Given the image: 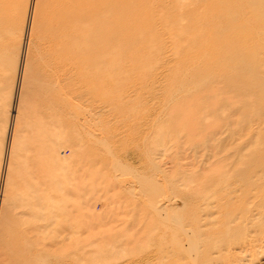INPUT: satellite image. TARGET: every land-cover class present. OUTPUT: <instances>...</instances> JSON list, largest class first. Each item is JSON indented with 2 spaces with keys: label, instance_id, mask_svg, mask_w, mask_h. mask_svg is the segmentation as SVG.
Here are the masks:
<instances>
[{
  "label": "rangeland",
  "instance_id": "1",
  "mask_svg": "<svg viewBox=\"0 0 264 264\" xmlns=\"http://www.w3.org/2000/svg\"><path fill=\"white\" fill-rule=\"evenodd\" d=\"M158 1L169 6L175 2ZM216 1L211 3L215 4ZM235 1L237 17L251 19L253 11L248 6L244 8L241 0ZM177 2L184 9L188 8L186 14L203 15V9L198 8L202 4L194 9L190 7L192 1ZM150 5L155 7V0H147V7ZM20 9L24 10V6L20 5ZM164 10L159 5L158 10L148 19L157 25L163 21L165 23L168 21L167 17L161 16ZM26 14H33L32 9H27ZM177 19L179 18L173 15L170 17L173 23ZM38 22L41 24V19ZM163 38L168 40L167 35ZM263 41L255 35L241 42L239 49L242 53L260 50L259 48L264 47ZM137 51L138 63L114 72L118 77L113 80L111 115L104 109L105 114L89 117L83 125L80 123L86 105L84 100L76 97L79 83H75L73 79L49 92L53 101L42 104L47 107L48 115L43 118L42 125L38 124L39 128L32 118L30 121L27 116L37 106L34 107L33 103L37 84H32L31 76L38 75L37 72L30 73L28 86H32L28 87V93L20 107L19 126L15 132L10 161V174L14 178L11 179L10 190L6 193L3 204L6 222L14 210L13 204L18 206L15 209L17 211L14 210L16 216L9 220L11 225L7 222L8 241L15 247L12 248L15 253L0 256V264H79L71 227L73 219L83 213H88V216L97 220L89 230L91 242L94 241L97 246L96 253L93 256L85 253L84 264H88L90 260L102 263L106 259H114L111 253H118L124 260L150 255L148 264H173L171 251L176 254L175 250L178 251L180 246L177 244L178 237L170 232L171 222L165 218L166 215H176L182 222L193 218V214L199 217L203 209V202L200 200L203 194H229L225 187L216 186L220 174L227 173L226 179L229 182L225 183L233 184V177L238 170H246L250 162L259 159L258 153L249 155L243 151L237 155V150L246 145L249 137L246 136L247 131L239 130L240 123H235L240 119L239 113H232L233 106L237 105L235 93L228 90L218 95L215 100L220 104L232 97V107L224 111L222 116L217 114L219 120L213 117L207 119L208 114L216 107L209 103L206 94L212 89H221L223 74L215 70L208 72L209 66L213 64L192 65L194 60L182 62L173 56L178 52L184 55L192 52L191 56H199V50L177 52L166 43L160 62L150 65L140 63L143 56H146L144 49L139 48ZM258 59L263 60L261 56ZM252 60L249 58L241 66L249 67ZM228 114L233 116L230 118L233 121L231 129L238 130L237 135L232 138L225 133V129L222 130V135L218 130L219 127L224 128L218 124ZM260 128L264 129V126ZM211 132H217L216 141H220V145H216V142L210 143L209 148L200 145ZM72 141L76 142V147H71ZM27 167H33L32 174L35 175L29 173L31 169ZM34 167L40 170L39 174ZM32 177L34 180L38 179L36 182L39 184L35 181L32 184ZM28 178L31 183L27 182ZM187 180L193 183L186 184ZM24 181L29 185H24ZM254 201L258 202V199ZM222 204L220 214L214 217V225L201 227L203 234L210 236L207 237L209 240L203 234L201 240L208 241L209 246L213 241L219 242L225 225L232 221V217L240 218L236 223L230 224L231 231L243 230L247 240L253 242L264 238V227L255 225V221H242L244 217L253 216L255 208L247 216L245 212L251 211L250 206L244 208L238 199H234L231 204L224 201ZM25 208H28L26 213L29 212L32 216L20 213L26 211ZM173 208H176L175 211H170ZM239 210L242 214L238 216ZM85 237L84 235L83 238ZM112 242H116L117 249L108 248ZM160 249L168 251V258L157 255ZM237 249L230 254L222 252L218 256L208 248L210 256L202 257L201 264H231L237 260V263L243 264H264V247L255 248L252 254H243ZM36 250H41L42 255L38 262L33 260L32 253ZM184 263L192 262L186 260Z\"/></svg>",
  "mask_w": 264,
  "mask_h": 264
},
{
  "label": "bare ground",
  "instance_id": "2",
  "mask_svg": "<svg viewBox=\"0 0 264 264\" xmlns=\"http://www.w3.org/2000/svg\"><path fill=\"white\" fill-rule=\"evenodd\" d=\"M177 1L182 0H175L171 3L172 6H169L155 0V7L152 5L147 7V0H0V197H2L0 198V256L15 253L12 250L13 244L8 241L7 222L16 216L15 211L17 210L15 209L18 206L13 204L15 211H11L10 218H7L6 222V211L3 204L6 193L10 190L11 179L14 178L12 173L10 174L12 166L10 161L15 132L19 126L20 107L28 93L27 89L31 85L28 86L30 73H38L36 77L31 76L32 84H37L35 91L37 93H35L36 96L34 95L33 102L34 107L37 106L27 116V118L30 117V121L32 118L34 124L42 125L43 118L48 115L47 107H43L42 104L53 101L49 92L73 79L75 83H79L75 95L78 99L84 100V105H86L80 123L83 125V123L86 124L89 117L100 116L106 111L108 115H111L113 80L118 77L114 72L138 63L136 54L139 52L137 51L139 48L144 49L143 53H146L140 63L142 62L144 65L158 64L166 43L177 52L187 49H196L201 52L199 56H191L192 52L185 55L178 52L173 55L177 60L182 62L194 60L192 65L213 64L214 66H209L208 72L215 70L218 71L217 73L223 74L221 89L218 91L212 89L206 94L209 103L216 107L212 112L211 110L208 112L211 113L208 114L207 119L213 117L219 120L217 114L222 116L224 111L232 107V97L225 99V102L222 101V104L215 100L218 95L231 90L237 97V105L233 106L234 112L232 113H239L240 117L235 123L239 122V130L247 131L246 136L249 137L246 145L237 150V155L246 151L249 155L258 153L259 158L250 162L246 170H238L233 177V184L225 183L229 182L226 179L227 173L220 174L216 186L225 187L229 194L223 196L212 192L203 194L200 199L203 202L201 206L203 209L199 217L193 214L191 215L193 218L182 222L176 215L171 216L170 213L166 215L165 218L170 220L171 227H173H170V232L178 237L177 244L180 246L178 251L175 250L176 254L171 251V258H173L171 263L183 264L184 261L189 260L192 262L191 264H201L202 257L210 256L208 248L219 256L226 251L230 254L237 248L240 253L252 254V250L255 248L262 249L264 247V238L254 242L249 241L246 238V233L242 232L243 230L238 232L229 229L230 224L239 221L240 217L238 219L232 217V221H227L224 234L222 233L223 238L220 237L219 242L213 241L209 246L208 241L200 239L204 233L201 231V227L207 228L214 225V217L216 214H220L219 209L224 205L223 201L231 204L234 199H238L244 208L250 206L249 210L251 211L246 210L245 212L247 216L252 214V209L255 208L254 215L244 217L242 221L244 223L255 221V225L264 227V129L260 128L264 126V47L263 49L259 48L260 50H249L250 53L248 51L242 53L239 49L241 42L253 38L255 35L264 40V0H241L244 8L248 6L253 11L251 19L237 17V2L235 0H217V5L211 3L213 0L210 2L209 0H189L192 1L190 7L194 9L195 6L202 4V7L198 8L203 9V15L186 14L188 8L184 9ZM20 5L24 6V10L20 9ZM159 5L165 9L161 16L167 17L168 21L157 25L148 18L158 10ZM27 9H32L33 14L26 16ZM172 15L179 18L174 23L170 21ZM39 19H41V24L38 22ZM248 27L252 29L247 30ZM166 35L168 40L163 38ZM128 38L131 40L128 41ZM209 46L211 48H208ZM260 56L263 60L258 59ZM249 58L253 59L250 61L251 65L249 67L241 66V63ZM198 75L201 76L199 73ZM48 86L51 88L49 89ZM26 98L28 97L26 96ZM80 108L82 109V107ZM27 111L29 113V110ZM27 113L25 114L27 115ZM231 115L228 114L227 117L222 118L218 125L224 128L219 127L218 130L222 135V130L225 129V133H228L232 138L237 135L238 130H233L230 127L233 124V121H230V118L233 117ZM40 129L43 130V128ZM40 133L39 135H41ZM216 133L208 134L200 145L208 148L210 143L216 142V145H220V141H216ZM38 137L41 138V136ZM70 144L71 147H76L75 141ZM28 167L27 169H29ZM32 168L29 169L31 174L33 173ZM34 169L37 170L35 167ZM38 171L40 172V170H37L39 174ZM32 179L33 182H29V178L27 182L33 184L35 181L39 184L38 181L36 182L38 179L34 180L33 177ZM199 179L202 180L200 177ZM27 182L24 181V185H29L26 184ZM192 183L191 180L186 181V184ZM31 188L33 189V187ZM195 188L197 189V186ZM257 199L258 202H253ZM175 209H170V211L174 212ZM25 210L20 212L23 216L29 214V212L26 213L28 208ZM36 210L38 209L36 208ZM241 214L239 210L237 215ZM73 220L71 235L74 238L77 259L79 264H84L85 253H91V256L96 253L97 246L94 241L91 242L89 230L97 220L88 216V213L78 215ZM84 235L85 238H83ZM203 235L206 239L210 238L206 233ZM249 242H253V244ZM115 243L109 244L108 248L117 249L118 245ZM163 244L166 243L163 242ZM40 251L36 250L32 253L34 261H41ZM107 253L110 254L108 251ZM117 254L111 253L115 258L109 261L106 259L101 263L90 260L88 264H148L150 262V253L149 256L127 260ZM157 255L168 258L169 253L167 250L160 249ZM91 259L93 258L91 257ZM237 262L238 260L233 261L234 264H243Z\"/></svg>",
  "mask_w": 264,
  "mask_h": 264
}]
</instances>
